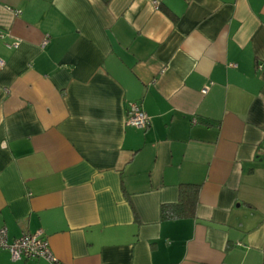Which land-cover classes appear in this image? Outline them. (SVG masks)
<instances>
[{"label":"crops","instance_id":"1","mask_svg":"<svg viewBox=\"0 0 264 264\" xmlns=\"http://www.w3.org/2000/svg\"><path fill=\"white\" fill-rule=\"evenodd\" d=\"M0 32L8 243L40 232L58 264H264V0H0ZM182 185L194 214L161 220Z\"/></svg>","mask_w":264,"mask_h":264},{"label":"built area","instance_id":"2","mask_svg":"<svg viewBox=\"0 0 264 264\" xmlns=\"http://www.w3.org/2000/svg\"><path fill=\"white\" fill-rule=\"evenodd\" d=\"M5 35L0 32V38ZM46 42V41H45ZM44 42V43H45ZM19 42L16 41L12 44H7L9 49H16ZM4 67V62L0 60V70ZM207 89L201 91L206 94ZM126 123L137 129H145L149 123L148 116L143 112L138 104L131 103L128 106ZM0 250H5L9 253L10 259L13 262L24 260H44L49 264H58L55 256L53 255L48 242L41 236L40 232L35 234H23L11 243L7 240V230L0 228Z\"/></svg>","mask_w":264,"mask_h":264},{"label":"trees","instance_id":"3","mask_svg":"<svg viewBox=\"0 0 264 264\" xmlns=\"http://www.w3.org/2000/svg\"><path fill=\"white\" fill-rule=\"evenodd\" d=\"M110 0H103L108 3ZM180 198L176 204L164 205L160 210L161 220H176L190 217L194 214L198 203L199 187L194 185H182Z\"/></svg>","mask_w":264,"mask_h":264}]
</instances>
